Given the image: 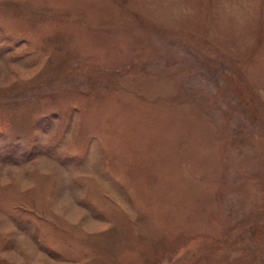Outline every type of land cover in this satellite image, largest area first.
Segmentation results:
<instances>
[{
	"label": "rangeland",
	"instance_id": "374dc122",
	"mask_svg": "<svg viewBox=\"0 0 264 264\" xmlns=\"http://www.w3.org/2000/svg\"><path fill=\"white\" fill-rule=\"evenodd\" d=\"M0 264H264V0H0Z\"/></svg>",
	"mask_w": 264,
	"mask_h": 264
}]
</instances>
